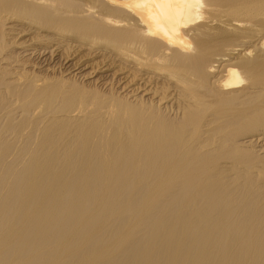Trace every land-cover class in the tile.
Segmentation results:
<instances>
[{
  "label": "bare ground",
  "instance_id": "bare-ground-1",
  "mask_svg": "<svg viewBox=\"0 0 264 264\" xmlns=\"http://www.w3.org/2000/svg\"><path fill=\"white\" fill-rule=\"evenodd\" d=\"M10 4L0 264H264V0Z\"/></svg>",
  "mask_w": 264,
  "mask_h": 264
},
{
  "label": "rangeland",
  "instance_id": "rangeland-1",
  "mask_svg": "<svg viewBox=\"0 0 264 264\" xmlns=\"http://www.w3.org/2000/svg\"><path fill=\"white\" fill-rule=\"evenodd\" d=\"M12 6V4H10L6 9H5V11L4 12H7V14L9 15V16H12V18H14L13 20H3V21H1L0 20V23H3V24H7V22L8 23H10V24H8V25H17V27L18 28H22V27H25L27 24L26 23H23L22 22V20H21V18L20 17H22L23 16V12H22V10H20L18 7H13ZM17 11H18V13H17ZM17 16H20V17H17ZM15 19H16V21H15ZM20 20V21H19ZM17 21L19 22V23H17ZM15 22V23H14ZM21 26V27H20ZM9 40V35H7L6 37H5V39L3 40V41H1L0 42V45H4L7 41ZM71 43V42H70ZM54 63L55 62H53L52 63V65H54ZM58 64L57 63H55V66H53L52 67V70H50V71H47V70H44V71H40V70H43L44 68H38V67H32L31 65H29L26 69V71H28V72H31V73H34V74H36V75H38V76H40V77H52V78H54V79H59V78H62L63 76H64V73L62 72L63 70H61V68H60V66H57ZM29 68V69H28ZM45 72V73H44ZM47 72H48V74H47ZM39 73V74H38ZM44 73V74H43ZM46 75V76H45ZM64 78V77H63ZM75 80V79H74ZM87 81V82H86ZM89 81V82H88ZM79 82H81L82 84L83 83H87V86H90V87H95L96 86V84H94V83H92L91 82V80H79ZM93 84V85H92ZM86 85V84H85Z\"/></svg>",
  "mask_w": 264,
  "mask_h": 264
}]
</instances>
